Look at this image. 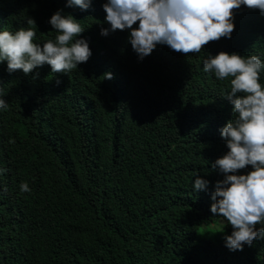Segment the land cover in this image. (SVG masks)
<instances>
[{
    "label": "trees",
    "instance_id": "1",
    "mask_svg": "<svg viewBox=\"0 0 264 264\" xmlns=\"http://www.w3.org/2000/svg\"><path fill=\"white\" fill-rule=\"evenodd\" d=\"M64 1L0 0V29L43 30ZM234 12L231 38L196 54L158 45L138 60L119 31L66 75L0 63V264H264V239L229 252L231 227L208 211L222 178L209 163L226 151L218 128L231 111L227 79L202 61L220 51L264 61V16ZM195 174L207 192L193 193Z\"/></svg>",
    "mask_w": 264,
    "mask_h": 264
},
{
    "label": "clouds",
    "instance_id": "2",
    "mask_svg": "<svg viewBox=\"0 0 264 264\" xmlns=\"http://www.w3.org/2000/svg\"><path fill=\"white\" fill-rule=\"evenodd\" d=\"M63 4L69 10L48 13L43 30L39 26L0 29V63L7 73L19 70L27 75L46 64L50 72L66 75L79 64L86 65L94 49H105L119 31L127 32V42L138 60L158 45L180 54H196L209 41L231 38L234 10L241 6L264 16V0H65ZM77 13L86 22L77 20ZM26 19V24H35ZM262 70L264 61L257 55L220 51L208 53L202 61V71L218 81L227 79L229 88L222 91V99L230 105L231 118L218 128L226 151L209 163L222 178L213 183L208 208L212 216L221 217L231 227L230 234L222 236L229 252L264 239ZM103 74L104 79L112 78L110 72ZM7 108L0 94V110ZM194 177L193 193L207 192L209 180ZM19 190L28 192L29 188L21 183Z\"/></svg>",
    "mask_w": 264,
    "mask_h": 264
},
{
    "label": "rangeland",
    "instance_id": "3",
    "mask_svg": "<svg viewBox=\"0 0 264 264\" xmlns=\"http://www.w3.org/2000/svg\"><path fill=\"white\" fill-rule=\"evenodd\" d=\"M213 229H214L213 225H211L209 228H207V230H203L202 227H200L198 230V235H199L198 242L202 238H213Z\"/></svg>",
    "mask_w": 264,
    "mask_h": 264
}]
</instances>
